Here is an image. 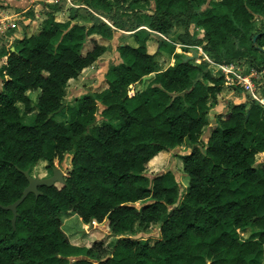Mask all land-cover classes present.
Returning a JSON list of instances; mask_svg holds the SVG:
<instances>
[{
    "label": "trees",
    "instance_id": "trees-1",
    "mask_svg": "<svg viewBox=\"0 0 264 264\" xmlns=\"http://www.w3.org/2000/svg\"><path fill=\"white\" fill-rule=\"evenodd\" d=\"M110 1L84 3L100 12ZM153 1L154 12L137 17L133 30L146 26L169 37L184 28L173 42L160 43L162 53L178 59L176 46H202L214 62L228 64L246 52L264 69V28L249 35L254 16H264V0H218L205 9L208 0ZM51 8L42 31L0 47V204L22 196L29 184L22 170L41 160L53 167L72 154V169L61 187L28 195L15 227L13 212L0 207V264H202L205 253L207 264H249L264 246V165L257 163L264 152V107L250 96L232 103L216 116L205 142L208 102L224 92L223 77L213 76L202 55L161 69L143 28L117 47L121 62L106 71L107 87L65 105L70 80L108 49L91 36L112 39L117 21L72 24L77 14L62 22L53 14L60 7ZM193 24L204 30L202 38L191 32ZM153 73L148 86L133 87ZM34 90H40L38 112L25 123L19 104L31 113ZM185 142L192 148L182 156L187 188L181 190L171 170L153 179L146 174L159 152ZM63 212L106 232L101 222L108 220L114 241L72 244ZM151 224L160 225L158 241L133 236L136 225Z\"/></svg>",
    "mask_w": 264,
    "mask_h": 264
},
{
    "label": "rangeland",
    "instance_id": "rangeland-1",
    "mask_svg": "<svg viewBox=\"0 0 264 264\" xmlns=\"http://www.w3.org/2000/svg\"><path fill=\"white\" fill-rule=\"evenodd\" d=\"M75 1V0H74ZM83 0H77V3L81 2ZM214 1L218 0H208V2L203 6V9L211 6ZM36 7L35 3H33ZM107 7H102V11H96L92 8H89L87 5H84L86 10H82L81 14V21L83 24L91 25L93 21L103 20L106 22H110L107 18L114 17L117 21L116 27L113 26L114 34L112 36V40H107L106 38L100 36V35H92L91 38H95V40H98L99 42L107 45V51L105 54H103L98 60L99 63L92 64L84 73L81 74V77H79L76 80L71 81L69 84L68 92H67V103L69 106H75L76 100L88 93H93L95 91H101L105 87H107L106 77L105 73L108 70L109 67H111L113 64H116L117 60L121 59L119 58V52L117 50V47L123 42L127 41V36H130L129 34L136 32L137 30L147 29V31L150 34V40L148 41V49L149 52L153 53L156 57V60L158 64H160V68H166L168 65H170V59L168 55L162 53L159 50V45L161 42H163L165 39L159 35L157 32L145 28L143 26L139 27L137 30H133V24L137 21V17H140L143 21L145 19L146 14H151L155 10V3L153 0H129L124 3H118L115 0H111L107 5ZM89 10V11H88ZM37 12L42 13V17L45 16L44 11L41 9L37 10ZM52 12V8H50V11ZM136 13V15H134ZM47 16V14H46ZM50 17L47 16V19ZM56 20H63L61 14H56L54 16ZM66 18V17H65ZM124 23L125 25L121 24ZM264 28V16L256 14L252 20V25L250 27L249 35L255 34L259 30ZM191 32L197 37L202 38L204 36V30L200 27H197L195 24L191 25L190 27ZM184 28L181 26H177L172 35H170L168 38L170 41L173 42V40L177 37V35L181 32H183ZM88 39L85 43V46L83 48L84 52L89 49L92 46L93 40ZM8 46L11 45V43ZM202 48V49H201ZM176 54H179V58L175 61L172 60L174 64L177 63L178 60H189V59H196L195 55H202L205 56L207 54L202 46H176ZM242 57L240 61H235V63H239L244 71L246 73H251L253 70H256V76L252 77L253 83L258 87L260 96H264V69L258 70L255 68L250 62L249 58L247 56L246 52H242L240 54ZM172 57H174L172 55ZM187 57V58H186ZM238 58V57H237ZM261 60V57L259 58ZM0 61V65H1ZM172 63V64H173ZM173 64V65H174ZM213 66V65H212ZM210 69L213 74V76L218 77L219 74L217 73V70L214 67H211ZM156 76V73H153L151 75V78H154ZM146 81V86L150 84V79ZM143 84H135L133 87L137 90H141L145 88L142 86ZM224 93L227 94L228 97L231 98V94L234 96L233 102H241L250 94L247 90H241V89H228L226 88L224 90ZM40 95V90H34L29 92V96L31 98V106H32V112L29 114L25 113V106L23 103L19 104L22 119L25 123H31L34 117L36 116L38 112V107L36 105L37 100ZM230 99H228L226 96H221L217 101L214 103L212 102L210 105V124L204 131V138H207V134L214 129L216 126L215 123V117L218 113H221L220 110H224L226 106H230ZM223 102V106L219 109L217 108L218 103ZM69 116V115H68ZM58 120H64L65 118L62 116H57ZM262 158V157H260ZM175 159V154H171L167 157H164L162 159H159L155 157L152 161H150L147 165L146 174L153 179L155 176L159 175L160 173L164 172L166 169H178L183 167L182 158L176 157V164L172 163V160ZM72 154L65 155L64 159L62 161H59L58 159L55 160L54 166L60 167L65 172V177L68 176L70 170L72 169ZM171 160V161H170ZM168 171V170H167ZM52 167L48 165V162L46 160H41L39 163L34 164L32 166L31 174L35 177H49L52 175ZM186 184L189 183V176H185ZM180 183H183V180L179 181ZM58 187L62 186V183L56 184ZM182 185V184H181ZM185 186L182 185V189H184ZM141 202L137 204L138 207L141 206ZM61 218L63 219L62 228L63 230L68 234L70 241L72 244L76 246H86L90 247L95 242L103 241L106 245L112 244L114 241V236L112 235L109 227H108V220H104L101 223H104V225L107 226V229L109 230L106 232V230L102 229L99 226H96L92 223H86L83 222L79 216L75 213H65L63 212L61 214ZM133 236L135 238L139 239H148L151 243H155L158 241V238L160 237V225L158 224H151L146 227H140L136 225ZM264 253V249H263ZM199 261L202 264H207L209 261V256L207 253H205L203 256L198 258ZM74 260V259H73ZM94 262H98L97 259H92ZM72 261V259H71ZM73 262V261H72ZM249 264H259V262H264V256L262 259L257 261L255 258L250 259Z\"/></svg>",
    "mask_w": 264,
    "mask_h": 264
},
{
    "label": "crops",
    "instance_id": "crops-1",
    "mask_svg": "<svg viewBox=\"0 0 264 264\" xmlns=\"http://www.w3.org/2000/svg\"><path fill=\"white\" fill-rule=\"evenodd\" d=\"M74 3H75V5L73 7H68V5L66 7L64 5V6H61L60 9H58L54 13L62 15V17L64 18L63 20H61L62 22L69 21L71 18V14L75 13V14H77V16L72 20V24H76V23L77 24H83V22L81 21L80 18H81L82 10L83 11L86 10L84 7V5H86V4L84 3V0L79 2V3H77V0H75ZM39 9H41L39 6L36 7L35 5H33L32 0H0V47L3 44H6L8 46L9 44H7V43H11V45H12L16 40L23 39L25 36V33H39L40 31H42V29L44 28V25L46 23L47 16H49L51 14V12L44 11L45 16L42 17L43 12L42 13L37 12V10H39ZM46 14H47V16H46ZM55 15L56 14H54V16ZM88 26H90V25H88ZM143 27L146 28V26H143ZM132 34H134V33H131L129 35L131 36ZM129 38L130 37L127 36V41H123L122 43H127L128 40H130ZM111 40L112 39H110V41ZM198 56H200V55H198ZM169 59H170L169 64L173 65L174 63L172 62V60L175 61V58L169 57ZM98 61L99 60H97L95 63H99ZM120 62H121L120 60H117L116 64H118ZM89 67H87L82 73H84ZM79 77H81V75ZM149 78H151V76H149ZM73 80H76V79L70 80L69 84ZM147 80H149V79L143 80L142 86L146 85ZM221 96H226L230 100L234 99V96L232 94H231V98H230L224 92L221 94ZM246 100H247V98H245L241 102H244ZM212 102L214 103L215 101L210 99L208 104L211 105ZM230 102H231L230 105L232 103H236V102H233V100H231ZM237 103H239V102H237ZM222 106H223V102L218 103L217 108L220 109ZM228 110H229V106H226L225 109L223 111L220 110L221 113H218L217 115H219V114L225 115L228 112ZM210 121H211V119H210ZM215 123H216V117H215ZM211 132L207 134L206 139L204 138V136H202V139L205 142H207V140L209 139ZM203 135H204V133H203ZM191 151H192V148L189 146V144L187 142H185L181 145L175 146L174 148H169L167 150H163V151L159 152L155 157L162 159V158L167 157L171 154H175V159H176V157L182 158L183 155L189 154ZM260 157H262V158H260ZM175 159L172 160V163H174V164H176ZM182 163H183V160H182ZM257 163L261 166L264 165V152H261L257 155ZM167 170H169V169H166L164 172H162L160 174H164L165 172H167ZM170 170L175 174L178 181L183 180V183H181V184L183 186H185V188H187L188 185L186 184V179H185V176L187 174L185 173L183 167L182 168L180 167L178 169H170ZM263 249H264V246L261 248L260 253L253 258H255L257 261L262 259L264 256ZM262 263H264V262H259V264H262Z\"/></svg>",
    "mask_w": 264,
    "mask_h": 264
},
{
    "label": "built area",
    "instance_id": "built-area-1",
    "mask_svg": "<svg viewBox=\"0 0 264 264\" xmlns=\"http://www.w3.org/2000/svg\"><path fill=\"white\" fill-rule=\"evenodd\" d=\"M33 3L38 5L42 11H50L51 6H66L73 7L75 5L74 0H32ZM57 14V13H54ZM161 35L167 41L170 39L162 34ZM205 58L217 70L219 76L223 77L225 88L247 90L256 102L264 107V96H260L258 87L253 83L252 77L256 76V70L251 73H246L243 67L239 63L220 64L214 62L205 54ZM213 65V66H212Z\"/></svg>",
    "mask_w": 264,
    "mask_h": 264
},
{
    "label": "water",
    "instance_id": "water-1",
    "mask_svg": "<svg viewBox=\"0 0 264 264\" xmlns=\"http://www.w3.org/2000/svg\"><path fill=\"white\" fill-rule=\"evenodd\" d=\"M256 40V38H255ZM198 54L195 55V57H197ZM149 76L144 77V80L148 79ZM68 99L66 98L64 101V104L66 105ZM52 115L49 116V118H51ZM248 117V115H247ZM31 170L27 169V170H22L23 174L26 176L29 184L27 185V187L24 189L23 194L20 198H18L15 202L9 204V205H2L0 204V207H3L4 209L7 210H11L13 212V218H12V224L15 227L16 224V219L18 216V206L24 202V200L28 197V195L30 193H34L36 195H40L42 194V192L39 190V187L42 186H47V187H51L57 183H62V184H66V177H65V172L58 166H53L52 167V172L53 174L49 177H35L31 174ZM92 224L95 223V221L91 222Z\"/></svg>",
    "mask_w": 264,
    "mask_h": 264
},
{
    "label": "flooded vegetation",
    "instance_id": "flooded-vegetation-1",
    "mask_svg": "<svg viewBox=\"0 0 264 264\" xmlns=\"http://www.w3.org/2000/svg\"><path fill=\"white\" fill-rule=\"evenodd\" d=\"M53 174V173H52Z\"/></svg>",
    "mask_w": 264,
    "mask_h": 264
}]
</instances>
